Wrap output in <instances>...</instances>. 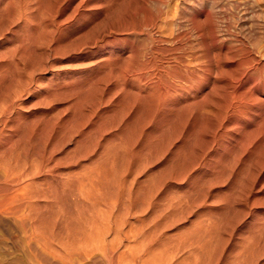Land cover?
Instances as JSON below:
<instances>
[{"label": "bare ground", "instance_id": "1", "mask_svg": "<svg viewBox=\"0 0 264 264\" xmlns=\"http://www.w3.org/2000/svg\"><path fill=\"white\" fill-rule=\"evenodd\" d=\"M263 39L264 0H0V258L264 264Z\"/></svg>", "mask_w": 264, "mask_h": 264}, {"label": "rangeland", "instance_id": "2", "mask_svg": "<svg viewBox=\"0 0 264 264\" xmlns=\"http://www.w3.org/2000/svg\"><path fill=\"white\" fill-rule=\"evenodd\" d=\"M228 11V10H227ZM237 14H238V12H237ZM217 16H218V14H216L215 13V18H217ZM229 17V16H228ZM220 18V17H219ZM218 18V19H219ZM230 18V17H229ZM234 18V17H233ZM221 19V18H220ZM233 20V19H232ZM231 19L229 20V21H231V22H233ZM131 37H132V34L130 35ZM129 36V37H130ZM264 41V39L262 40V43H261V45L264 43L263 42ZM264 45V44H263ZM59 61L57 60L56 61V63H55V68H59L60 70H62V69H64L65 67H67V62H65V61H62V62H59L60 63V65H59V63H58ZM53 68V67H52ZM51 69V68H50ZM50 69H47V70H49L50 71ZM39 75H41V77H42V79H44L46 76H49L48 74H42V73H40ZM44 75H45V77H44ZM0 264H13V262L11 261V260H9V261H5V260H3V259H1L0 258Z\"/></svg>", "mask_w": 264, "mask_h": 264}]
</instances>
